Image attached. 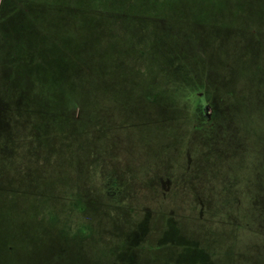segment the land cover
Masks as SVG:
<instances>
[{"label":"rangeland","instance_id":"obj_1","mask_svg":"<svg viewBox=\"0 0 264 264\" xmlns=\"http://www.w3.org/2000/svg\"><path fill=\"white\" fill-rule=\"evenodd\" d=\"M5 4L0 264H264V0Z\"/></svg>","mask_w":264,"mask_h":264},{"label":"flooded vegetation","instance_id":"obj_2","mask_svg":"<svg viewBox=\"0 0 264 264\" xmlns=\"http://www.w3.org/2000/svg\"><path fill=\"white\" fill-rule=\"evenodd\" d=\"M6 7L5 4V0H1L0 1V13L4 12L3 8ZM5 10V9H4ZM7 13V12H6ZM0 18H5L4 16H0ZM194 88H199L198 86H195ZM208 91L207 89H203L202 92H197L196 91V112H198V118L200 123L202 122L206 127H211L212 125H214L216 122H213L215 119L219 118V109L217 107V103H219V101L217 100L218 97L214 96V95H210V98L208 97ZM205 107H208L209 113L206 114L205 113ZM10 112H8V117L10 116ZM2 125L0 124V127ZM6 126L8 128V124L6 122ZM201 127V126H200ZM213 129V128H212Z\"/></svg>","mask_w":264,"mask_h":264}]
</instances>
